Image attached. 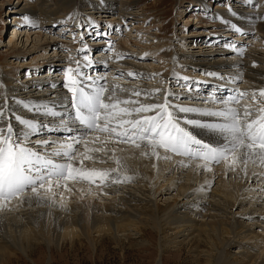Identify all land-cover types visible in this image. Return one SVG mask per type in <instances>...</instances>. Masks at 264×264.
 <instances>
[{
    "label": "rangeland",
    "instance_id": "obj_1",
    "mask_svg": "<svg viewBox=\"0 0 264 264\" xmlns=\"http://www.w3.org/2000/svg\"><path fill=\"white\" fill-rule=\"evenodd\" d=\"M37 1L0 0V101L4 100L3 96L12 98L17 95V97H21L36 85L43 89L62 90L61 92L64 94L63 89L59 86L63 85L65 80L62 69H67L69 66L75 67L76 60L83 63L85 53L79 50L84 45L92 50L88 55L96 62L98 70V73L96 69L94 72L86 70L87 73L105 77V80L101 82L113 86L112 89L119 87L124 91H141L142 93H155L157 89H160L161 91L154 96L160 100L164 99V91H170L179 97V99L169 97L173 103L215 109L219 105L213 101L212 95H210L214 89L220 86L226 88L240 86L241 88L238 89L248 93V96L241 99L239 105H235L239 110H242L245 104L253 105L251 94L253 92L258 94L259 90L264 89V84L250 79H239L235 83H228L226 80L217 78L221 74L229 75L221 72L223 69L210 70L215 65L219 66L217 68L219 69L221 63L229 64L238 61L264 69V28H258V23H263V21L256 20L254 17L253 21L246 24L235 23L244 32L249 33V35H240L232 31L227 24L217 20V14L227 11L228 4L236 12H239L240 16L250 15L253 17L260 12L264 13V0H258L259 6L255 8L245 6L242 0H227V4L225 0H215V3L213 0H105L106 3L103 2L101 6L95 2L97 0H74V3L68 5L69 9L64 14L61 13L54 17L56 22L52 23V26L38 23H34L35 26H25L22 17L27 14L24 12V8ZM58 1L45 0L50 6L57 5ZM67 2H72V0H67ZM91 2H94V8L89 6ZM87 3H89L88 6H86ZM105 4H111L112 9L109 7L106 9ZM103 7L104 9H102ZM223 16L228 22L239 20L226 13ZM90 21L98 25L99 30L107 32L108 35L97 38L93 33L90 36L85 31ZM109 25H112L113 28H109ZM16 32L19 38L14 39ZM81 33H83V41L80 39ZM226 41L240 45L243 55H238L236 51H233L231 44ZM102 49L104 50L102 51ZM105 63L107 67L103 66ZM209 64L213 66H209ZM29 72L31 74H28ZM129 72L134 75L128 76ZM233 77L235 76L233 75ZM183 78H187V80ZM243 81H246L245 88L242 86ZM197 82H199L198 90ZM188 83L192 87L191 91L185 93L179 90L181 85ZM52 85L58 86L53 88ZM225 94L217 93L219 96ZM259 99L258 97V101ZM48 135L46 132H42V135L39 132L38 135L32 136L30 146L40 152L34 144L41 140L40 137L45 136L44 138L48 140ZM38 136L40 137L38 138ZM96 137L100 139L95 140ZM94 140L95 143L91 144L90 141ZM101 141L104 143L101 144ZM86 143L87 146L94 148L102 147V145L108 149L110 147L123 149L133 147L130 144L117 143L113 137L103 133H92ZM76 149L86 151L83 145H78ZM161 151L163 150L161 149ZM167 154L180 159L178 162L187 161L184 157L172 153ZM178 165L184 168L181 166L182 164ZM104 167L96 169L105 171ZM75 175L77 174L73 173L67 179H61L60 187L53 186L51 191L48 190L46 184L41 195L49 199L51 203L58 204L59 208L64 205L71 206L77 202L84 203L86 226H89L88 221L91 217L90 206L115 204L122 208L123 205L118 202V199L123 196L121 190H117L119 192L114 194L112 189L119 186H126L129 189L135 185L110 184V186L104 187L98 179L96 182L86 180L78 182L73 179ZM257 184L252 182L248 185L259 188L261 183ZM181 185L170 184V191H166V189L157 197V204L161 208L160 212L156 210L155 213L151 212L150 216L148 215L149 223L143 221L145 226L142 227L141 233H137L133 228L132 231H127V237L120 241H117L112 235L106 236L98 243L97 247L93 246L85 237L74 245L54 243L50 239L52 238L50 234V238L47 239L49 241L36 244L29 255L15 247L13 250H7V254L0 260V264H216L215 261H209L207 253L214 252L213 255H218L216 248H221L218 246L219 241L216 243V248H212L206 240L196 245L187 243L183 246L178 244V246L174 243H178L181 238L175 239V234L168 232L166 236H168L170 244H167L170 246L161 253L159 243L164 237L153 228L156 219L152 218L160 217L163 212L167 211L174 196L178 195ZM215 188H217L216 183L211 186V189ZM146 194L147 201H151L148 200L151 196L147 192ZM25 197L35 196L27 191L22 196L13 198L6 206L10 207L9 212L14 211L18 206H23L22 202ZM192 198L193 196L190 197V199ZM178 200L185 201L182 197H179ZM206 201H211V198ZM4 204V201H0V206ZM128 211L135 214L130 208ZM200 212L203 215L207 214L206 208H201ZM209 213L213 216L216 214L214 210ZM256 213V215H260L259 211ZM199 216L194 218L196 226L205 220ZM49 217L52 218L47 213L46 221L48 222H50ZM251 222L247 219L243 221L245 225L254 227L255 233L264 239V225L256 222L258 227L255 228ZM176 231L178 232V230ZM187 234L184 232V235L187 236ZM191 239L188 240L191 241ZM240 245L241 240H232L227 249L228 255L231 256L232 262L247 263V260L244 261L245 255L237 254ZM261 249L263 251L264 248Z\"/></svg>",
    "mask_w": 264,
    "mask_h": 264
},
{
    "label": "bare ground",
    "instance_id": "obj_2",
    "mask_svg": "<svg viewBox=\"0 0 264 264\" xmlns=\"http://www.w3.org/2000/svg\"><path fill=\"white\" fill-rule=\"evenodd\" d=\"M74 2V0H72V2L59 0L57 5L50 6L45 0H38L37 2H33V5L29 4L28 7L26 6L24 12L34 23L52 26V23L54 24V22H56L54 17L59 14L61 15V13L64 14L66 10L69 9L68 5ZM95 2H98L99 6H101L105 0H97ZM88 5L89 3H87L86 6ZM89 6L94 8V2H91ZM106 7L112 9L111 4H105V8ZM102 9H104V7ZM225 13L230 15L228 11L217 14V17H220L217 20H220L223 24H226V18L223 16ZM234 17L239 19L235 21L236 24H246L253 21L252 19H254V17L256 20H260L258 17H264V13L260 12L253 17L250 15ZM258 28H264V21L263 23H258ZM13 38H19L17 32ZM209 66L213 65L209 64ZM218 67L219 66L215 65L210 70L219 71L223 69L221 72H225L229 75L233 74L234 76L239 75L242 80L250 79L264 84V69L252 67L251 64L238 61L229 64L221 63L219 69H217ZM96 71L98 73V70ZM97 75L98 74H96V76ZM243 82L244 84L242 83V86L245 88L246 81ZM189 83L187 85H181L179 90L185 93L186 91H191L192 87H190ZM59 86L63 89L64 94L61 92L62 90L43 89L39 85H36L30 92H26L27 94L21 97H17V95L12 98L3 96L4 100L0 101V107H3L4 102L7 101L9 108L14 111L15 114L34 121H43L47 123L48 120L53 118L40 113L29 112L17 101L29 103L35 101L42 105H50L54 107L55 110L62 113H72L73 110L68 107L70 100L65 99V97H70V94L63 88V85ZM108 87L111 91V87L113 86ZM237 88L240 89L241 87L239 86ZM115 89L117 96L121 99H127L130 96L132 99H137L135 96H132V93H134L133 91H124L119 87ZM139 99L144 103L163 101V99L160 100L156 97L145 100L143 95ZM61 100H63V103L59 102ZM8 115L10 117L11 112ZM192 118L212 119L197 116H192ZM11 122L17 131H19L21 126L18 122L14 119H12ZM3 123H7V118ZM189 130L193 131L194 134L197 135V138H202L206 142H215V138L203 130L191 128L190 126ZM40 132L41 135L42 132H46L50 135L47 130H42ZM49 135L47 136L49 141L56 140L59 143H65L67 142L66 137L69 134L51 133V135ZM39 137L40 136H38V138ZM44 137H40L41 140L39 141H43V139L46 140ZM90 142L91 144L95 143L92 141ZM34 146L37 150H40L41 154H45L51 153L58 145L49 144L48 146H52L49 148L48 146H38L36 143ZM77 146L78 145H76V148ZM87 148L94 149V147L89 146H87ZM141 148L142 149H136L132 147L130 149H123L120 147H110L107 155L104 153L89 152V155L92 156L93 159L82 160V155H77L76 160L72 161L74 167H79L81 166L80 162L82 160V166L87 169H96L105 166V171L110 172L111 177L119 175L122 182L118 184H135L133 188L129 189L126 186L121 187L119 185V187L112 189L114 194L119 192L117 190H121L123 196L120 199H116L123 205L122 208H119L115 204H94L90 206L91 217L90 221H88L89 226H86L84 222V211L86 206L82 202H77L71 206L64 205L59 208L58 204H53L49 199L44 197L45 203H39L36 197H30L31 201L29 202V197H25L22 202L23 206H18L14 211L9 212L10 207H0V260L7 254V250H13V247L29 255L36 244H40L39 242H47L49 241L47 239L50 237H52L50 239L54 243H70V245H74L78 240L85 237L93 246L97 247L98 243L106 236L112 235L117 241H120L122 238L127 237L126 232L132 231L133 228H135L137 233H141V231H143L142 227L145 226V223L148 221L147 217L150 216V213H155L156 210L160 212L161 208L157 204V197L166 189V191H170V184H182L179 188L178 195L174 196L173 202H171V205H168L167 211L161 212L162 216L160 217L152 218L154 220L156 219L153 228L164 237L159 243L161 253L169 248L170 242L166 234L172 232L176 236L175 239H182H180L178 243H174L175 245L181 244L183 246L187 243L196 245L206 240L212 248H216V243L219 241L218 246H221V248H216L218 255H213V250L211 251L212 253H207L209 261H215L216 264H264V249L263 251L261 249L264 248V239H261L260 236L255 233L254 227H250L243 223L244 219H247L252 221L251 224L255 226V228L256 226L258 227V225L255 224L256 222L260 225H264V164H261L258 160L255 162L249 160L246 169L243 164H239L236 171L233 172L226 170L225 163L222 162L220 165H212V171L207 172L203 169L195 168L196 163L201 162H192L187 167L181 165L184 167L181 168L178 164H181L180 162L183 160L178 162L180 159H176L175 156V158L171 157V159H160L151 156L149 149L143 146ZM159 151L161 156L168 155L164 151ZM78 152L83 154L85 151L82 149V151ZM52 158L56 162H67L62 157ZM184 162L187 163V161ZM112 169H117V172L112 173ZM126 176L132 177V179L130 181H125L124 177ZM252 182L256 185H258L257 183H261V186L256 188L255 186H251L253 184L248 185ZM215 183L217 188L213 190L211 186ZM146 192L151 196V198L148 199L151 201H147ZM189 196H193V198L190 199ZM179 197H182L185 201L182 202L178 200ZM208 198H211V201H206ZM21 208L23 209L21 210ZM128 208L134 211L135 214L129 212ZM201 208H206V215H203L202 210V212H200ZM211 210L216 212L214 216L209 213ZM258 211L260 215H256ZM47 213L52 217L51 219L50 217L48 218L50 222L46 221ZM197 215L205 219L203 222L199 223L200 225L198 226L194 224V218ZM143 221L145 223H143ZM175 229L178 230V232ZM184 232L188 233L187 236L184 235ZM50 234L51 236L49 237ZM188 239H191V241ZM232 240H241V245L237 250V254L245 255L244 261L247 260V263H241V261L232 262V258L231 256L229 257L227 252ZM259 249L261 250L259 251ZM195 250L197 251V249ZM192 252L194 253V251ZM213 257H216L215 260Z\"/></svg>",
    "mask_w": 264,
    "mask_h": 264
},
{
    "label": "snow or ice",
    "instance_id": "obj_3",
    "mask_svg": "<svg viewBox=\"0 0 264 264\" xmlns=\"http://www.w3.org/2000/svg\"><path fill=\"white\" fill-rule=\"evenodd\" d=\"M242 2L245 6L253 8L259 6L258 0H242ZM225 3L227 4V0ZM227 11L236 17L241 15L230 4L227 6ZM22 18L25 26H35L29 16L24 15ZM258 19L264 21V17ZM225 23L236 34L249 35L234 21L225 20ZM108 27L113 28L112 25ZM85 31L90 36L94 33L97 38L108 35L107 32L100 31L99 26L91 21ZM80 39L83 41V33ZM226 43L231 44L230 41ZM231 49L238 55H243L240 45L231 44ZM79 51L85 53L83 63L76 60L75 67L62 69L65 75L63 88L70 94V97L65 99L70 100L68 107L73 110L72 113H62L50 105H42L35 101L31 103L17 101L29 112L53 118L45 123L15 114L9 108L7 101L4 102L3 107H0V201L5 202L0 207H6L13 198L20 197L27 191H30L39 203H45L41 195L45 185L47 184L48 190L51 191L53 186L60 187L61 179H67L73 173L77 174L73 179L78 182L80 180L96 182L98 179L104 187L110 186L111 183H121L119 175L111 177L108 171L87 169L82 166V160L93 159L89 152L107 155L109 151L106 146L87 148L86 142L92 133L107 134L117 143L130 144L136 149L143 146L150 150L151 156L160 159H171L170 155L161 156L159 151L161 149L165 153L184 157L187 163L184 161L180 163L185 167L192 162H202L196 163L195 168L207 172L212 171V165L221 162L225 163L226 170L233 172L239 164H243L246 169L249 160L253 162L258 160L264 164V106H261L264 105V89L259 90L258 94L256 92L251 94L255 106L245 104L242 110L235 105H239L241 99L247 97L248 93L241 92L238 88L224 86L210 93L213 101L219 105L215 109L173 103L169 97L176 99L179 97L170 91H164L162 102L144 103L139 99L142 95L145 100L152 99L161 91L160 89L155 93L135 91L132 96L137 99H132L131 96L121 99L117 96L115 88L110 91L107 83L101 82L105 77L87 73L86 70L94 72L97 66L88 55L92 50L84 45ZM103 66L107 67V64ZM127 75L131 77L134 74L129 72ZM217 78L228 83H235L240 79L239 75L233 77L226 74H221ZM183 79L187 80V78ZM198 89L199 82H197ZM220 92L226 94L217 95ZM59 102L63 103V100ZM192 116L212 119L192 118ZM6 118L7 123L4 124ZM12 119L21 126L19 131L13 126ZM189 126L205 131L215 138V142H206L202 138H197V135L189 130ZM42 130H47L49 133H67L69 134L66 137L67 142L37 141V145L41 147H47L49 144L58 145L51 153L41 154L30 144L31 137L38 135ZM99 139V137L95 138V140ZM103 143L101 141V144ZM76 145H83L86 151L80 154ZM77 155H82L81 166L74 167L72 161L76 160ZM52 157H62L67 162H56ZM111 172L116 173L117 169H112ZM131 179L132 177H124L125 181ZM28 200L30 202L31 198L29 197Z\"/></svg>",
    "mask_w": 264,
    "mask_h": 264
}]
</instances>
